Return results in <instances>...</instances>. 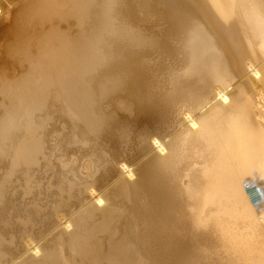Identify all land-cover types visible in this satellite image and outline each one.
Segmentation results:
<instances>
[{
	"label": "bare ground",
	"instance_id": "6f19581e",
	"mask_svg": "<svg viewBox=\"0 0 264 264\" xmlns=\"http://www.w3.org/2000/svg\"><path fill=\"white\" fill-rule=\"evenodd\" d=\"M1 63L0 264H264V0H0Z\"/></svg>",
	"mask_w": 264,
	"mask_h": 264
},
{
	"label": "rangeland",
	"instance_id": "374dc122",
	"mask_svg": "<svg viewBox=\"0 0 264 264\" xmlns=\"http://www.w3.org/2000/svg\"><path fill=\"white\" fill-rule=\"evenodd\" d=\"M0 65H2V66L0 67V68H2V69H3L4 66H5L6 68H9V71H10V72H9L8 69H6L5 67H4V71L2 70L5 74H8V75L13 73V72H11L12 69H14V68L16 69V67H14V66H13V68H11V66H10L11 64H8V63H7V65H9V67L6 66V65H4V63H3V64L1 63ZM15 69H14V71H16L15 73H17L18 71L15 70ZM0 71H1V69H0ZM2 71H1V72H2ZM7 72H9V73H7ZM13 75H14V73H13ZM9 76H12V75H9ZM57 117H58V118H57ZM63 117H64V119H62V121H61L60 118H63ZM63 117L60 116V118H59V116H56L53 120H51L52 122H50V123H51V124H49L50 126H48L49 128L51 127V128H50L51 130L49 129V130H50L49 132L54 133V130H55V133H54V134L51 133L52 136H51V134L49 135V138H50V137H53V138L50 139L51 141H50V140L48 141L50 147L53 146V144L55 143L56 140H58V138H62V139H63V136H64L65 138H67V137L69 136V134H70V133L68 132V130H69L68 128H69V127L66 128V126L69 125V123H67V122H68V121H67V118H66L65 116H63ZM57 119H58V121H57ZM55 120H56V122H54ZM53 122H54V123H53ZM59 122L63 123V126H61V124H60ZM65 122H66V123H65ZM53 124H54V126H53ZM56 124H57L58 126H60V127H58ZM55 126H56V127H55ZM54 127H55L56 129L60 128L58 132L61 131V132H63L64 134H62V133L60 132V133H59V136H58V132H56V129H54ZM57 127H58V128H57ZM63 127H64V128H63ZM52 129H53V130H52ZM67 129H68V130H67ZM66 130H67V131H66ZM67 133H68V134H67ZM56 134H57V135H56ZM61 134H62V135H61ZM53 135H56V136H53ZM60 135H61V136H60ZM65 135H66V136H65ZM49 138H48V139H49ZM52 141H53V142H52ZM50 142H52V143L50 144ZM2 159H3V158L0 157V165L3 164L2 162H7L6 159H5V161H3L4 159H3V160H2ZM6 164H7V163H5L3 167L0 166V169H1V170H0V173L4 172V170H2V168L4 169L5 166H6ZM1 171H2V172H1ZM42 173L45 175L44 172H42ZM2 174H3V173H2ZM2 174H0V175H2ZM43 174L40 173L41 176H43ZM17 189H19V191L16 192V195L13 194V195H15V196L12 195L13 198H15V199H16V198H19V199H16V202L18 201L19 204H20V203H21L22 205H23V204H26L27 207H30L31 204L28 203V201H30V200L32 199V195H31V197H30L29 195H28V196H27V195L24 196V195L21 193V191H20L21 189H20V188H17ZM19 192H20V193H19ZM17 194H19V195H17ZM43 194H44V193H43ZM44 195H45V194H44ZM44 195H43V196L41 195V198L39 197V196H40V195H39L38 198H37V200H36V202H39V203L41 202V203L44 204V201H45V200H46L45 202H47L48 200L51 199L50 197L46 198L47 196H46V195L44 196ZM17 196H18V197H17ZM19 196H21V197H19ZM22 196L24 197V200H23V197H22ZM26 196H27V197H26ZM43 197H44V199H42ZM40 200H41V201H40ZM23 201H25V203H24ZM18 202H17V203H18ZM28 204H29V205H28ZM22 205H21V206H22ZM14 208L16 209L17 207H14ZM14 208H12V209H11V208H8V210L4 211V212H6V215H4V216H5L6 218L8 217V219H10V220L13 221V222L10 221V225H13V224L15 223V221L17 220V218H16V214H18V213L24 211V210H22V211H18V213H17V211L14 210ZM9 209H10V210H9ZM13 210H14V211H13ZM7 211H8V212H7ZM15 211H16V212H15ZM11 212H13V213H11ZM14 213H15V215H13ZM4 214H5V213H4ZM21 214H25V211H24L23 213H21ZM8 215H9L11 218H10ZM12 215H13V216H12ZM13 217H14V218H13ZM13 219H14V220H13ZM15 225H16V223H15L13 226H15Z\"/></svg>",
	"mask_w": 264,
	"mask_h": 264
}]
</instances>
